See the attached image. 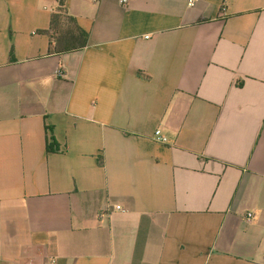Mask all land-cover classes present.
<instances>
[{
  "label": "crops",
  "instance_id": "1",
  "mask_svg": "<svg viewBox=\"0 0 264 264\" xmlns=\"http://www.w3.org/2000/svg\"><path fill=\"white\" fill-rule=\"evenodd\" d=\"M57 6L0 0V264H264V0Z\"/></svg>",
  "mask_w": 264,
  "mask_h": 264
},
{
  "label": "trees",
  "instance_id": "2",
  "mask_svg": "<svg viewBox=\"0 0 264 264\" xmlns=\"http://www.w3.org/2000/svg\"><path fill=\"white\" fill-rule=\"evenodd\" d=\"M58 6L52 16L51 28L43 33L49 36V52L65 53L84 48L88 42V34L82 30L76 19L69 15L66 0H56ZM51 141L47 145L48 152H56L59 147ZM55 145V148H53Z\"/></svg>",
  "mask_w": 264,
  "mask_h": 264
},
{
  "label": "built area",
  "instance_id": "3",
  "mask_svg": "<svg viewBox=\"0 0 264 264\" xmlns=\"http://www.w3.org/2000/svg\"><path fill=\"white\" fill-rule=\"evenodd\" d=\"M95 2H98L99 0H94ZM132 0H119V3L120 5L122 6H127ZM190 5H193V0H190ZM55 75L58 77V78H64L65 77V72H64V69L63 68H58L56 71H55ZM155 137H156V140H158L159 142L161 143H166L168 141V139L163 136L161 130H157L155 132ZM117 209L121 210V207L118 206ZM251 218H252V214H248V217H247V220L248 221H251Z\"/></svg>",
  "mask_w": 264,
  "mask_h": 264
}]
</instances>
